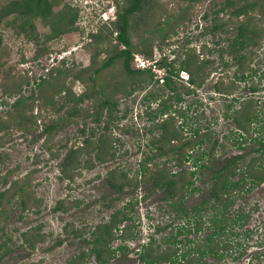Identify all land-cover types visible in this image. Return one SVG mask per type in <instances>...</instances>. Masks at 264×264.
<instances>
[{
	"label": "rangeland",
	"instance_id": "374dc122",
	"mask_svg": "<svg viewBox=\"0 0 264 264\" xmlns=\"http://www.w3.org/2000/svg\"><path fill=\"white\" fill-rule=\"evenodd\" d=\"M68 1L71 6L79 8L77 20L84 31L80 28L73 29L46 39L51 33L49 24L37 17L32 19L37 39H32L28 36V25L24 23L26 17L13 12L3 16L0 21V191L5 192L0 203V264H71V260L82 264H100L92 253L82 260L78 259V255L81 251L89 253L94 238L92 231L125 204L127 213L132 217L119 224V227H127L125 233H130L133 237L127 236L124 240L114 237L112 247L125 243L128 249L124 254L117 252L102 264H143L138 252L140 245L148 242L150 235L157 239L155 245L163 248L168 245L165 239L176 232L180 223L184 221L187 227L190 225L187 224L186 217L170 206L165 199L164 189L155 188L150 181L141 182L137 188L126 186L121 191H115L107 183L108 172L115 169L117 178L120 172L125 171L133 176L139 161L150 156L152 167L156 164L158 167L163 166L165 170L170 169L176 173L183 170V174H188L193 169L192 163L188 161L178 166L175 155L169 152L170 147L178 145L179 141L173 140L166 147L167 153L155 148L151 141L159 136V124L168 116L173 117V124L184 139L194 141L195 129L207 133L206 142L201 146H193L190 153L191 159L199 156L202 151L209 154L208 167L203 169L202 174L197 172L194 175L193 186L196 190L187 193L182 202L190 217L194 205L200 208L202 220L207 226V218L215 213V209L211 201L203 203V199H210L213 169L222 165L230 156L240 154L243 146L245 149L247 146L257 148L259 140L264 141V36L252 58L244 64L245 73L252 77H248L247 81L236 80L231 94H220L215 90L216 81L222 78L224 84H230L231 79L239 75L234 58L225 51L222 61L218 56L219 50L225 49L228 39L236 31L227 20L226 12L217 16L221 21H227L225 29L215 28V11L225 0H144L141 10L134 12L129 19L133 46L143 45L132 50L134 54L157 61L165 56L167 62H173L175 70H178L181 60L192 54L198 59H214L215 68H211L210 74L199 87L187 84L186 73L180 72V78L174 77L182 98L176 102L174 98H167L171 92L159 79L158 82L151 81L145 88L132 87L130 93H125L123 89L129 90L130 76L124 72L122 61L118 59L99 74L97 79L98 84L104 86L107 93L105 95L116 102L113 118L107 127L108 115L103 110L99 121H95L93 116L85 115L70 118L67 125L48 139L42 131L44 122L65 115L72 102L69 101L59 112L63 93L55 96L60 101L53 107L43 101L36 102L33 108V113L39 116L36 124L26 131L19 130L9 122L5 125L8 104L15 97L4 94V86L15 84L17 87L19 84L20 91L27 94L34 87L35 81L54 74L53 67L64 64L48 68L46 56L49 51L60 53L70 50L71 59L65 66H73L72 70L75 72L87 67L93 54L102 47V52L96 56L100 63L112 54L113 47L107 41L85 46L90 40L86 32L98 25L96 17L105 9L113 5L116 15L117 4L123 7L129 2L100 0L88 12L90 9L85 8V3L94 0ZM6 2L8 0H0V7ZM63 5L64 0H61L53 9H60ZM258 22L264 28V20ZM161 26H166L169 30L164 39L158 35L157 27ZM112 37L114 38L113 35ZM148 37L153 40L151 57L141 51V48H147ZM131 65L135 68L133 59ZM160 67H165L163 76L167 75L170 67ZM67 82L75 95L82 93L86 87L91 88L90 84H84L80 80L71 82L68 78ZM250 85L256 86L258 90L252 92ZM187 86L193 90L189 94L184 93ZM232 97L257 101L259 118L250 125L248 132H241L230 118L223 116ZM162 101L169 106L161 114L159 109ZM95 102L97 101L94 99H87L81 105L83 109L90 106V112L93 113L92 108L97 104ZM233 105L237 108L239 102L235 101ZM90 135L92 141L105 135L102 138L112 144L114 157L100 162L94 158L96 151L93 149L81 150L70 170L72 177L66 176L61 172L66 151L81 146ZM248 136L251 137L248 141L250 144L245 143ZM253 156L261 157L264 165V154L259 155L257 150L252 149L248 158ZM238 176L235 175L232 179L235 180ZM15 179L27 181V184L22 182L27 192L25 197L34 194L41 200L38 211L33 207L22 209L19 200L10 190V184ZM231 197L235 198V203L227 208L226 215L229 217L239 209L244 215L248 214V219L241 225L228 226L219 234L224 254L220 260L211 254L205 255L204 260L206 264H264V182L253 185L249 192H233ZM59 202H62L64 209H55ZM155 229L159 230L158 233ZM36 230L43 234V240L34 249H30L23 242V232ZM213 230L214 227H205L197 234L192 230L189 236L195 238L196 242L187 246L196 247L204 235ZM75 231H80V236H76ZM116 233L121 234L118 230ZM168 247L170 248L167 250L172 251L176 246L173 244Z\"/></svg>",
	"mask_w": 264,
	"mask_h": 264
},
{
	"label": "trees",
	"instance_id": "16d2710c",
	"mask_svg": "<svg viewBox=\"0 0 264 264\" xmlns=\"http://www.w3.org/2000/svg\"><path fill=\"white\" fill-rule=\"evenodd\" d=\"M61 0H8L2 7H0V21L3 16L10 13L16 12L19 15L26 17L27 20L24 21L28 25V36L32 39H37L36 37V27L33 23V18H41L45 23L49 24L51 33L46 36V39H51L53 37L59 36L64 32L72 31L73 29L80 28L84 31L78 24V11L79 8L71 6L68 0H64V5L57 10L53 7L56 3ZM144 0H129L128 4L120 7L117 4L118 10H116V18L111 21L110 24L101 23L96 26V30H89L86 32L87 37L90 39L85 43V46L92 45L94 42L97 44L107 41L110 46L113 47L112 54L106 56L101 60L100 63L97 62L96 56L102 52V47L93 54L90 64L87 67H83L80 70L73 72V66H65L62 63L61 67H53L55 70L54 74H50L47 77L40 78L39 81L34 82V87L24 94L20 91L19 84L4 86L3 92L9 97H15V99L9 103V109L6 112L5 125H13L15 129L28 130L32 125L36 124L38 117L37 113H33V108L36 102L43 101L50 106H55L58 104L57 101L60 99H55V96L63 93L62 101L60 102L58 112L64 108V106L71 101L72 106L68 107L65 115L58 116L53 119H48L44 122V127L42 131L47 135L49 139L56 133L59 129L64 127L70 122V118L75 116H93L95 121H99L102 116L103 110L107 111L108 119L106 122V127L113 118V111L116 108V102L112 101L105 92L104 86L101 83L98 84L97 79L99 74H101L106 68L114 64L118 59L122 61V67L124 72L130 76L129 80V90L123 89L125 93H130L133 88H145L151 81L158 82V78H155L154 73L150 68L138 69L131 65L133 59L132 50H137L143 45H135L131 41L130 36V17L131 15L141 10V3ZM120 7V9H119ZM216 16L214 17L215 28L225 29L227 21H221L218 14L221 12L227 13V20L232 23V27L236 30L232 38L228 39V45L225 49H220L218 56L222 61L223 52H227L235 60L236 68L239 75L229 82L230 84H224L223 79L216 81L215 90L220 94L229 95L236 86V80L247 81L248 77L252 75H247L245 73V62L249 61L254 55V51L261 44L263 40L264 28L258 22L259 20H264V0H225L224 3L219 6L215 11ZM233 19V21H232ZM24 28V26L22 27ZM158 35L161 39H164L168 34L169 30L166 26L157 27ZM117 32L115 39L116 43H113V33ZM146 40V39H145ZM149 40V41H148ZM141 44L143 42H140ZM121 44L125 47L121 48ZM147 48H141V51L146 54V56H152V38L147 39ZM192 51L194 49H191ZM51 52V51H49ZM157 62L161 66H169L168 74L163 76V85L167 88L171 94H168L167 98H174L176 102L182 100L181 93L177 91L176 84L173 80L174 77L180 78V72H186L188 74L187 84L194 86H200L204 80L210 74L211 68L214 69V59L194 57L192 54L188 55L185 59L180 61L178 70H175L172 61L167 62L166 57L162 56ZM222 63V62H221ZM64 68V69H61ZM165 69V67H163ZM207 69V72L205 71ZM64 74V75H60ZM70 78L71 82L75 80H80L84 84H90L91 88H87L80 94L75 95L72 92L71 85L67 82ZM26 82V81H25ZM14 83V82H13ZM100 86L99 88H97ZM19 89V92L17 91ZM249 89L252 92H256L258 89L254 85H250ZM192 89L188 86L185 88L184 93L189 94ZM148 98V96H145ZM154 99H156L153 96ZM87 99H94L97 101L96 105L93 106L92 112H90V106H86L85 109L82 107V103ZM235 101L239 102L237 108L234 107L233 103ZM257 101L252 98H247L239 100L232 97L231 102L226 105V110L223 116L225 118H230L235 127L241 130V132H248L250 125L255 123L254 121L259 118V110L257 107ZM169 105L162 101V107L159 112L162 114ZM85 111V114L83 113ZM147 113V112H145ZM148 114V113H147ZM150 117V116H149ZM160 134L157 138L151 141V144L155 148L160 149L163 153H167L166 147L172 143L173 140L179 141L178 145L170 147V153L175 155L176 165L181 166L184 162H191L193 169L188 171V174H183V170L177 173L172 170H165V168L158 167L154 164L152 167L151 161L152 157L146 156L143 160L139 161L138 169L133 176H129L128 172H120L119 178L115 175L116 170L112 169L108 172L107 183L115 191H121L124 187H134L137 188L138 185L142 183L152 182L155 188L164 189L166 195L165 199L168 201L170 206L176 210L179 214L186 217V223L181 224L176 232L169 235V241H171L175 246L178 242H181L177 237L181 234H189L192 230L199 231L205 227H214L212 232L207 233L203 239L197 243L195 249L188 250L186 254H182V259H185L184 264H206L203 257L207 254L213 255L216 259H221L223 257L222 247H220L219 234L225 231V229L230 227H235V225L243 224L247 218L248 214L242 213L237 210L236 213L226 215L227 208L235 203V198L231 197L233 192L237 191L249 192L253 185L248 183L254 182L255 179L264 180V165L261 164V157L253 156L250 160L245 163V167L241 165L243 156L238 155L229 159L228 162L223 163L219 167L215 168L211 173V184H210V199H203V203L209 201L212 202L213 209L215 213L207 218V226L202 220L201 209L196 205L192 207V216L190 217L187 209L182 206L183 199L185 195L189 192L196 190L193 186V177L198 172L202 174L203 169L208 167L207 156L205 151H202L199 156L191 159L190 150L193 146H201L207 140V133L200 132L195 129L193 134L196 138L194 141L182 138L179 130L175 128L173 124V117L168 116L163 119L162 123L159 124ZM84 132L83 129H81ZM94 133V130H92ZM105 135H102L104 137ZM102 137H97L92 141V136H88L84 139V143L76 148H69L66 151V155L61 164V172L68 177H72L70 170L76 163L77 154L81 150L93 149L96 151L94 158L97 161L105 162L109 161L114 157V151H112V144L109 143L107 139ZM261 145L257 149L260 154H264V141L259 140ZM81 153V152H80ZM79 153V154H80ZM191 159V160H190ZM91 167V159H89ZM166 162H164V165ZM259 169V173L257 168ZM240 173V177L237 179H232L236 173ZM251 178V179H249ZM116 179L118 181H116ZM250 180V182L247 181ZM5 180V179H4ZM27 184L24 179H15L10 184V190L19 200V204L22 209L34 208L35 211L39 210L41 200L35 197V195H24L27 193L24 189V185ZM5 195L4 191H0V203L1 199ZM55 209H64L62 202L57 203ZM2 208L0 209L1 213ZM126 204L122 207L116 209L110 218L104 222L98 224L95 231H92L94 238L92 239L91 247L89 253L81 251L78 255V259L82 260L86 255L91 253L95 255L97 263L107 262L111 256H115L117 252H124L128 249V245L125 243L117 245L116 247L111 246L112 239L114 237H120L122 240L125 237H133L130 233H125L127 227H119V224L125 222L126 220H131L132 215L127 213ZM189 214V215H188ZM205 226V227H204ZM117 230L120 233H116ZM158 232L159 230L156 229ZM128 234V235H127ZM76 236H80V231H75ZM43 240V234L36 231H25L23 232V242L27 243L28 248L34 249L38 242ZM168 240V239H167ZM186 242L191 240L186 236ZM156 238L154 236L150 237V240L143 244L140 251L138 252L139 258L143 264H163L169 261L168 264L174 263L176 260V249L170 252L167 250L160 251L158 245H155ZM177 247V246H176ZM191 252H193L191 254ZM122 255V254H121ZM181 264L180 261H176ZM71 264H82L74 260L70 261Z\"/></svg>",
	"mask_w": 264,
	"mask_h": 264
},
{
	"label": "built area",
	"instance_id": "2783aa9c",
	"mask_svg": "<svg viewBox=\"0 0 264 264\" xmlns=\"http://www.w3.org/2000/svg\"><path fill=\"white\" fill-rule=\"evenodd\" d=\"M86 1V0H85ZM88 8V12H91L92 7H85ZM116 15H115V8L113 5H111L110 7H108L107 9H105L101 14H98V16L96 17L98 23L97 24H101V23H106V24H110L111 21L115 20ZM79 20H78V24H79ZM87 28V27H86ZM90 30H96V27L91 28ZM117 35V32L113 33L114 39H113V43H116L117 40L115 39V36ZM121 48H124L125 46L123 44L120 45ZM53 53L50 52L47 54L46 58L48 60V68L49 67H53L56 65H60L62 63L68 64V60L71 59V51L67 50V51H61L60 53L58 52ZM157 59H147L145 57H143L140 54H134L133 53V62L135 65V68L138 69H146V68H151V70H153V72H155V74L157 73L158 75H155V78H158L160 81H163V73H164V68L160 67V65H158L156 63ZM183 72V71H182ZM186 73V72H183ZM187 78H188V74L186 73ZM182 76V75H181Z\"/></svg>",
	"mask_w": 264,
	"mask_h": 264
},
{
	"label": "flooded vegetation",
	"instance_id": "af4514ba",
	"mask_svg": "<svg viewBox=\"0 0 264 264\" xmlns=\"http://www.w3.org/2000/svg\"><path fill=\"white\" fill-rule=\"evenodd\" d=\"M249 140H251V137H249L248 136V138H247V140L245 141V143L246 144H250V142H248ZM252 140H254V139H252ZM260 145H261V143L258 145L259 147H260ZM259 147H257V148H250L249 146H247L246 147V149L244 148V146L242 147L243 148V151L240 153V154H237V155H234V156H230L227 160H225V162H228V160L229 159H232L233 157H236V156H238V155H241V156H243V158H242V161H241V165L243 166V167H245V163H247L249 160H250V158H248V155H249V151L250 150H252V149H254V150H257ZM248 149V150H247ZM257 152H259V151H257ZM259 155H260V153H259ZM224 162V163H225ZM261 164L263 165V163L261 162ZM259 169H261V168H257V170H258V173H259ZM214 170V169H213ZM260 174V173H259ZM236 175H239L237 178H239L240 177V173L239 172H237L236 173ZM236 178V179H237ZM249 179H251V178H249ZM249 179H247V181L248 182H250V180ZM258 182H264V180H258V179H255L254 180V182H251V183H248L249 185H255V184H257ZM252 189V188H251ZM251 191V190H250ZM236 192V191H235ZM248 219V218H247ZM247 221V220H246ZM123 223H125V222H123ZM183 223H185L184 221L182 222V223H180V224H183ZM155 231H156V229H155ZM197 232L198 231H195L194 230V233L195 234H197ZM156 233H158V232H156ZM182 235V237H177L178 239H180L181 240V242H178V244H176V246L177 245H183L184 247H187V248H184V249H182V247H179V246H177V247H175V249H176V260H175V262L174 263H176V264H178V262H176V261H180L181 262V264H184V262H185V259L183 258L182 259V257H181V255L182 254H186L185 252H187L189 249L190 250H192V249H195L196 247H191V245H189V246H187L188 244H192V245H194L195 244V242H196V239L195 238H191V236H189L190 235V233L189 234H187V235H185V234H181ZM206 235V234H205ZM204 235V236H205ZM151 236H153V235H150V237ZM188 237L191 241L190 242H186V240H185V237ZM150 237H149V239H148V241L150 240ZM155 238V237H154ZM168 239V240H167ZM157 240V239H156ZM169 240H171V239H169L168 237L165 239V241H167L168 243V245H167V247H158L159 248V250L160 251H163V250H167V248H170V247H168V246H170V245H173V243L171 242V241H169ZM147 243V242H146ZM146 243H143V244H146ZM142 244V245H143ZM127 245V244H126ZM142 245H140L141 247H142ZM197 245V244H196ZM174 249V250H175ZM189 250V251H190ZM171 250H167V252H170ZM180 251V252H179ZM193 252H191V254H192ZM224 255V254H223ZM186 256H189V255H187L186 254ZM205 257V256H204ZM204 257H203V260H204ZM205 261V260H204ZM206 262V261H205ZM169 263V261H166V262H164L163 264H168ZM174 263H170V264H174Z\"/></svg>",
	"mask_w": 264,
	"mask_h": 264
},
{
	"label": "clouds",
	"instance_id": "9594fccd",
	"mask_svg": "<svg viewBox=\"0 0 264 264\" xmlns=\"http://www.w3.org/2000/svg\"><path fill=\"white\" fill-rule=\"evenodd\" d=\"M100 0H94V1H87L85 3V7H92V9L95 7V5H98Z\"/></svg>",
	"mask_w": 264,
	"mask_h": 264
}]
</instances>
